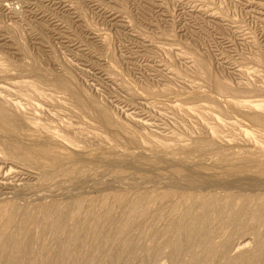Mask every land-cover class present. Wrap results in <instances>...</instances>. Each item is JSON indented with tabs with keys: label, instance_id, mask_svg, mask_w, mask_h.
<instances>
[{
	"label": "rangeland",
	"instance_id": "1",
	"mask_svg": "<svg viewBox=\"0 0 264 264\" xmlns=\"http://www.w3.org/2000/svg\"><path fill=\"white\" fill-rule=\"evenodd\" d=\"M0 87V251L21 207L43 217L36 230L53 217L40 214L47 203L113 192L120 210L177 185L166 211L185 191L196 205L264 196V0H0ZM165 210L167 223L181 217ZM221 214L217 244L233 229ZM139 224L126 264H172L152 248L161 230L149 241ZM246 231L226 250L233 264L259 246Z\"/></svg>",
	"mask_w": 264,
	"mask_h": 264
},
{
	"label": "bare ground",
	"instance_id": "2",
	"mask_svg": "<svg viewBox=\"0 0 264 264\" xmlns=\"http://www.w3.org/2000/svg\"><path fill=\"white\" fill-rule=\"evenodd\" d=\"M26 84L27 83H25V86ZM0 89L2 90L1 87ZM7 89L8 88H6V90ZM30 89H32V86L30 87ZM35 94H37V92ZM2 105L0 104V112L5 114ZM110 124H112L111 121ZM155 158H157V156ZM177 186L176 189L178 188ZM165 189L168 188L165 187ZM176 189L173 188V189L165 190L163 192L160 191V193H156V194H152L150 191L138 192L137 194L136 193L134 194L136 195L135 198H133L134 195L131 194L129 196L133 195L132 199H130L131 197H129L128 201L126 200V203H124L121 210L115 204V200L116 198L119 197V195L117 197L118 193L113 194L114 192L111 194H108L106 192L107 195H104L103 196L104 198L102 199H95V198L91 199L88 197H80L79 199L75 198L76 200L68 203L63 202L64 204L63 203L51 204L50 202L51 205L47 203L48 206L47 204H45L46 206L40 208L39 211L40 214L43 213L49 214L51 212L50 215L53 214V217L50 216V218H47L46 220L42 221L41 224L39 222L40 226L37 224L38 228L36 230L32 229V224L33 222L36 223L35 221L37 219L40 220L43 218L40 215H39V218L41 217L40 219L32 215L35 217L36 220L33 217H32L33 219H31L30 217L31 220L30 219L27 220L28 219L27 218L28 213H26L27 208H22V207L14 209V211L12 213L9 212V214L8 212H6L8 214V215L5 214L8 217V221L6 222H8L9 227H12L13 229L12 231H10L11 233L8 232L9 234L6 235L5 239H3L1 243L3 244V248L0 251V264H38L39 262L38 263L36 262L35 255L39 253L41 250L43 251L41 252L43 253V257L41 258L39 264H84L83 263L84 260H86V263L88 261V263L93 262L94 264H126L134 260L137 254L136 251L139 252V250L137 249L140 246L139 244L140 239L137 240L138 238L136 236L137 233L136 228L138 226V224L136 226L137 222L140 223L139 224L140 229L143 233L142 236L146 237L144 239L148 238L149 241H151L150 238L152 236H154L155 234L158 235L157 234L158 230H161L160 236L162 241L160 242V244H155L156 247H152V248H155L154 250L156 252L155 254L158 256L160 255V257H162L161 253L164 251V249L169 248L170 253L168 254L167 258H169L170 263L172 264H180L181 262H182L181 264H183V262L184 264H233L234 260H236L237 258L232 259L230 257L228 258L227 256H225L226 250L230 245V241H233L231 240L232 237L235 236L236 234L241 233V231L242 232L246 231V229L247 230L250 229V231L253 230L256 235V238L259 241V246L257 244L258 247L257 249H255L253 253L244 255L247 264H264L263 261L264 196H251L245 194L243 196H240L241 198L239 199L236 198L238 200V203L241 204L237 206L236 204L238 203L236 200H235L236 204L231 202V200L234 198V195L233 197L231 196L226 198L224 196H228V194L226 195V192L224 191L225 192L224 193L225 195H223L224 201L223 198H220L223 201L221 202V200L218 199L219 196L217 198L215 195L213 196V194L215 193L211 192L212 194H210L211 195L210 198H207L208 196L201 197L205 199L207 198V200L202 199L204 200L203 202L199 198L201 200L200 202L203 203L196 205L199 202L195 203L196 199L194 200L193 198H191L190 194L192 193L188 194L189 191H185L183 192L185 193L184 196H186L187 194L188 196L186 197L189 198L190 196V198L194 202L191 201V199H190L191 202L188 201L189 199L187 200V198L185 199L183 196V202L181 203L180 200L182 198H180L179 200L178 199L179 197L177 196L178 197L177 202L180 201V203L177 202L173 203L175 202L174 199V201H172V205L170 209L169 210L167 209L166 211L165 208H163L164 206H162V204L167 200H171V198H173V195L176 194L175 192ZM206 194H209V192H206ZM229 194H231V192ZM179 195H183V194H179ZM197 197H198V193H197ZM194 198H196V196ZM184 199L186 200V203ZM225 200H226V205L227 206L229 205L228 208H225V206H223L224 208L221 207L222 205L225 204H221L220 206V203H224ZM166 204H168V202ZM168 205L170 206V204ZM162 209H164L166 213L168 211L169 212L172 211L173 213H180L181 217H179L178 220H176V222L174 223L172 222L173 220L170 221V223H167V219L164 221V219L162 218L164 216V215L162 216L163 214V211H161ZM153 211L154 214L156 212L158 216L156 218L160 220V222H157L156 221L157 219L153 220L152 218L153 216H150L151 218L148 216L149 213H151L152 215ZM165 211L164 214L166 215ZM34 212L35 210L33 211V213ZM159 212L162 213L159 214ZM223 212L224 214H221L223 215V218H221V215L217 216L220 219H222L220 222L221 224L220 226L223 225L224 228L227 230L225 225H230L233 227V229L230 227L231 229L229 230H232L233 232L231 231L232 234L231 233H230L231 235L228 234L229 236L226 234L229 239L217 244L214 243L212 240V238L214 239V237H211L214 232L213 230L215 229L214 227L219 224L215 222L216 219L214 220V216ZM147 216L150 219H152V222H149L150 219L148 220ZM22 217H24L25 219ZM20 219H24V220L20 221ZM215 223L216 225H214ZM1 226L4 227V225ZM223 226L221 227L222 229H224ZM50 233L53 235V240L52 239L50 240H52V244L55 243V246L54 244L50 246H54V248H49L48 243L50 241L46 244L48 248L47 246L44 247L45 240H47V237H49L46 234L52 236ZM45 236H47L46 239ZM155 238H157V236ZM238 243H242V241ZM247 244H245L244 246H246ZM239 245H237L238 249L240 248ZM184 246L186 247L185 249H187V252L184 251L185 249L183 250ZM197 248L198 249L204 248L207 250V252L205 251L206 253L204 252L205 253L204 257L201 254L202 252ZM220 256H223L224 259L222 261L219 260L220 262L217 263L216 257H220ZM242 260L243 259H241V261Z\"/></svg>",
	"mask_w": 264,
	"mask_h": 264
}]
</instances>
